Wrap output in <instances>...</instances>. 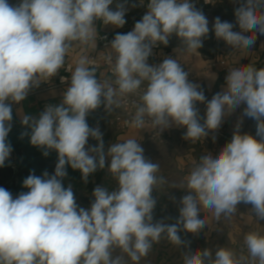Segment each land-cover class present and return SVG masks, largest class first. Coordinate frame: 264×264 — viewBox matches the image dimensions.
<instances>
[{
	"label": "clouds",
	"instance_id": "obj_1",
	"mask_svg": "<svg viewBox=\"0 0 264 264\" xmlns=\"http://www.w3.org/2000/svg\"><path fill=\"white\" fill-rule=\"evenodd\" d=\"M113 0H19L16 5L0 0V167L13 151L7 137L12 128V103L19 104L43 80L57 74L72 42L96 44L94 22L123 27L126 9L111 10ZM143 5L142 0H140ZM235 17L241 31L216 17L213 30L217 39L233 47L250 48L257 33L264 35V0H238ZM209 21L191 0H149L147 11L134 29L117 33L111 41L116 53V85L105 87L81 56L72 73L62 103L47 105L39 117L23 116L30 129V144L47 157L57 153L54 174H30L23 180L27 192L12 193L0 187V264H126L120 249L139 264L162 233L175 244L184 243L181 230L196 233L204 227L201 206L214 209L216 217L229 215L241 202L251 204L264 220V68L251 65L228 72L226 85L206 104L203 123L196 103L206 101L200 86L188 80V73L173 58L158 65L147 63L157 42L168 45L175 36L196 52L209 33ZM245 33H249L245 35ZM147 90L140 97L134 117L136 126L151 119L161 129L171 124L187 129L184 138H205L220 127L225 115L246 105L243 114L256 121V135L238 130L216 155L209 153L187 178V195L180 200L174 224L153 223L159 165L146 159L135 139L112 143L104 150L103 133L88 125L87 115L101 106L116 104L115 97L135 93L143 81ZM89 137L98 143L86 147ZM259 137V139H257ZM107 169L118 180L109 191L97 186L90 207H80L73 187H64L66 166L90 175ZM251 258L264 264V236L250 233L245 238ZM246 264L244 257L223 248L215 253L197 251L185 264Z\"/></svg>",
	"mask_w": 264,
	"mask_h": 264
},
{
	"label": "crops",
	"instance_id": "obj_2",
	"mask_svg": "<svg viewBox=\"0 0 264 264\" xmlns=\"http://www.w3.org/2000/svg\"><path fill=\"white\" fill-rule=\"evenodd\" d=\"M237 7L238 5H235L231 9L221 12V15L224 13V18H226L223 20L233 24V31H241L234 14ZM140 17H125L126 23L123 27H116L111 24L105 25L102 20H95V46L91 42L88 44L79 41L72 42V47L69 48L65 55L64 64L58 69L56 75L43 80L19 104L8 101L12 103L13 107L12 128L28 129L27 126L21 123L23 116L29 115L38 118L40 112L44 111L47 105L62 103L63 94L70 86L72 73L78 66L81 56H87L88 62L91 55H96L101 62L100 67L91 69L88 67V63L85 66L90 70H94L96 79L102 85L117 89L112 85L114 77L108 73L102 64L107 55H113L116 59V53L111 48V45H104L102 38L104 35H108L113 40L117 33L126 34L132 31L135 23L142 19ZM215 18L216 15L210 16L208 20L210 31L206 38H202L203 46L198 51H187L186 46L173 34L169 38L168 45L165 46L157 42L147 61L149 65H158L165 58L171 57L188 73V80L200 86V90H203L206 97L204 103H196L201 123H203L205 118L207 101H210L214 94L222 91L226 85L228 72L248 65L256 69L264 68V35L257 33L255 44L250 48L230 46L222 39L215 37L213 30ZM248 34L245 33V35ZM222 59L228 60V72L223 70L221 66H211L213 62ZM68 65L71 66L70 70L67 69ZM63 77L67 78L64 82H62ZM143 82L148 83L147 80ZM115 99L117 101L116 104L105 108L102 103L100 107L87 115L88 125L92 128L98 127L103 133L105 153H107L112 143H123L128 139H135L140 143L144 152H162L167 150L172 154V158H170L172 168L181 173L186 183L192 170L201 162L202 156L209 153L212 155L218 154L231 141L235 131L238 130L241 134H245L247 123L251 119L243 114L246 105L242 104L235 111L223 117L218 129L210 130L205 138L201 137L198 140L185 139L184 135L187 129L175 124L161 129V126L143 124V126L138 127L133 123L125 132H119L113 120L117 114L122 112V107L119 95ZM97 143L96 140L89 137L86 147L95 146ZM164 155L165 153L160 156L163 157ZM108 159L110 160V157ZM200 217L205 222L204 227L200 230L208 231L210 235L218 234L222 228L221 223L225 221L226 217L230 218L231 223H228L226 228V243L230 246L247 249L245 238L248 234L258 233L264 236V220L256 216L251 204L241 202L233 213L229 215L221 214L218 218L215 215L214 209L203 208L201 206Z\"/></svg>",
	"mask_w": 264,
	"mask_h": 264
},
{
	"label": "rangeland",
	"instance_id": "obj_3",
	"mask_svg": "<svg viewBox=\"0 0 264 264\" xmlns=\"http://www.w3.org/2000/svg\"><path fill=\"white\" fill-rule=\"evenodd\" d=\"M8 2L11 5H16L19 3V0H8ZM148 2L149 0H142L143 5H141L140 0H113L110 8L114 11L119 5H123L126 9L125 17L141 16L140 18H142L147 11ZM216 2L222 3L223 6L219 9L223 12L228 9V5L239 6L238 0H214L211 4H216ZM245 133L253 136L256 135V121L254 119L251 118L247 123ZM257 139H259V137H257ZM164 151L150 153L144 152L143 154L146 159L159 165V170L155 173L157 184L154 185V190L152 192V196L156 200V205L152 213V222H163L171 225L176 223V220L179 217V208L181 207L180 200L183 196L187 195L188 189L187 183L184 181L181 173L172 168L170 160L172 154L169 151ZM163 153H165L163 156L164 158L160 156L163 155ZM22 159L21 155L11 152L9 159L5 162L9 164L13 173L11 178L6 181L2 182L0 179V187H4L17 180ZM47 163L48 164L42 173L47 171L50 175L54 174L56 163L54 161H49ZM109 164L110 160L106 157L105 168L90 175L87 183L82 180V177L77 180L71 178L63 180L64 187H67L69 184L73 187L76 202L80 207H90L94 200L92 192L97 186L106 187L109 191L118 188L117 178L107 169ZM28 190L29 189L24 190L23 192H27ZM11 193L14 198L19 194L14 192ZM228 223H231V219L226 217L225 221L221 223L222 228L220 232L215 235H210L208 231L203 230H199L196 233L181 230L178 234L184 242L182 244L171 242L167 233H162L159 241L152 243L148 254L140 258L139 264H185L187 258L195 254L197 251H202L204 249H208L211 252L212 259L214 260L216 251L221 248L233 252L237 259L244 257L246 264H259L258 258H251L250 253L246 248H238L226 243V228ZM112 255L113 257L123 255L126 264H136V262H133L118 248L113 250ZM205 264H211V262L205 258Z\"/></svg>",
	"mask_w": 264,
	"mask_h": 264
},
{
	"label": "trees",
	"instance_id": "obj_4",
	"mask_svg": "<svg viewBox=\"0 0 264 264\" xmlns=\"http://www.w3.org/2000/svg\"><path fill=\"white\" fill-rule=\"evenodd\" d=\"M197 10L202 11V13L209 20L211 15H216L221 21L225 15H221L222 3L216 2V4H207L204 0H191ZM233 5H228V9H231ZM23 133H30V129L27 128H11V131L7 137V141L11 144L13 153H17L22 156V162L20 163V171L18 173V178L11 184L5 185L3 188L10 192L21 193L27 188L23 187V180L27 178L30 174H35L37 176H42L44 168L47 166V162L54 161L57 163V153L51 151L47 157L43 155V150L32 146L30 144L29 135H22ZM68 175L65 179L71 178L77 180L81 177V173L78 170L71 169L70 166H66ZM98 169L95 173H97ZM12 169L9 164L5 162L3 167H0V179L1 181H6L12 176ZM93 173V174H95Z\"/></svg>",
	"mask_w": 264,
	"mask_h": 264
},
{
	"label": "built area",
	"instance_id": "obj_5",
	"mask_svg": "<svg viewBox=\"0 0 264 264\" xmlns=\"http://www.w3.org/2000/svg\"><path fill=\"white\" fill-rule=\"evenodd\" d=\"M204 1L207 4H211L214 2V0H204ZM102 39L104 40V45L111 44L112 38H110L108 35H104ZM115 60L116 59L113 55H107L102 61V64L107 69L108 73L114 77V79L112 80V85H114L118 89V85H116L115 83L117 77L113 71L115 67ZM87 63H88V67L91 69H97L101 65V62L96 55H91ZM211 66L213 67L221 66L223 70H225L226 72L229 71V63L227 59L215 61L212 63ZM67 69L70 70L71 66L68 65ZM66 80L67 78L63 77L62 82ZM147 86L148 83L142 82L139 89L135 93H128V94H124L123 96L119 95L122 112L120 114H117L113 120L116 129L119 132H125L134 123V117L137 111V107L143 103L140 97L147 90ZM144 124L156 126L152 123L151 119L149 118H145Z\"/></svg>",
	"mask_w": 264,
	"mask_h": 264
}]
</instances>
